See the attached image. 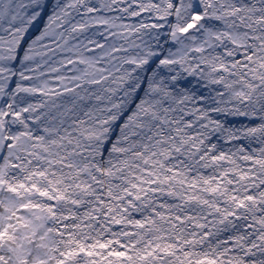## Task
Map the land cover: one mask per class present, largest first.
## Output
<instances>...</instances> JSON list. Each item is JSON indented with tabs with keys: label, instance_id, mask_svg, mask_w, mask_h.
Masks as SVG:
<instances>
[{
	"label": "snow or ice",
	"instance_id": "6c2138e0",
	"mask_svg": "<svg viewBox=\"0 0 264 264\" xmlns=\"http://www.w3.org/2000/svg\"><path fill=\"white\" fill-rule=\"evenodd\" d=\"M0 264H264V0H0Z\"/></svg>",
	"mask_w": 264,
	"mask_h": 264
}]
</instances>
